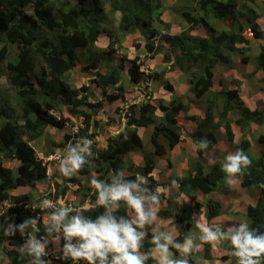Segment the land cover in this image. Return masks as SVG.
<instances>
[{
	"label": "trees",
	"instance_id": "1",
	"mask_svg": "<svg viewBox=\"0 0 264 264\" xmlns=\"http://www.w3.org/2000/svg\"><path fill=\"white\" fill-rule=\"evenodd\" d=\"M169 14L175 15L173 21ZM263 18L264 0H0V207L9 205L0 213V264L30 261L19 252L28 236L3 233L10 217L14 225L39 217L38 231H29L51 243L58 234L49 236L45 222L53 210L30 205L47 197L57 207L72 206L68 198L73 191L77 197L83 193L79 205L89 201L93 206L84 215L95 218L104 209L96 205L90 180L95 176L110 183L117 170H124L128 179L145 177L153 191L166 189L161 193L171 207L166 214L176 213L178 221L186 223L178 239L195 236L190 228L194 210L177 203L181 193L198 199L220 181L219 164L206 174L200 165L204 152L218 144L215 128H223L233 143L236 125L242 134L240 146L246 149V127L264 118V107L250 109L244 89L254 84L258 73L264 74ZM147 58L160 61L159 69L152 70ZM78 67L81 73L76 74L85 79L82 85L72 82ZM247 68L250 75L245 74ZM223 69H233L237 76L226 80ZM171 74L182 91L170 83ZM150 83L155 85L154 96L146 92ZM99 87L103 96L97 95ZM161 89L170 94L169 100L161 97ZM134 90L145 92L143 99ZM115 112L125 121L118 134L111 135L105 129L113 119L103 117ZM71 124L73 134H59ZM104 132L107 145L101 148L97 139ZM81 138L93 141V155L84 168L71 178L48 173L45 161L58 152L64 157L69 145ZM202 138L211 141L206 150L198 148ZM178 148L195 166L177 171L175 160L159 170L157 160L169 161ZM173 179L179 189L170 194ZM50 186L55 194L46 196L41 189ZM37 189L42 194L38 199L33 194ZM197 207H206L210 217L219 216L218 203L206 201ZM116 214L129 218V209L121 202ZM149 247L144 241L142 251ZM209 254L193 252L185 258L196 264ZM73 263L60 255L51 262Z\"/></svg>",
	"mask_w": 264,
	"mask_h": 264
},
{
	"label": "clouds",
	"instance_id": "2",
	"mask_svg": "<svg viewBox=\"0 0 264 264\" xmlns=\"http://www.w3.org/2000/svg\"><path fill=\"white\" fill-rule=\"evenodd\" d=\"M254 87L259 89L257 94L264 93V79L262 83L254 81L251 90ZM146 92L154 96L151 90ZM139 93L143 99L145 92ZM245 99L249 103L250 96L246 95ZM262 107L264 100L250 109ZM205 110L200 111V117L205 116ZM108 117L113 119L112 122L118 120L114 119L115 116ZM246 128L249 140L246 149L240 146L242 134L236 125H232L233 143L223 128H215L218 144L204 152L200 165L206 174L219 164L222 170L220 181L211 184V192L201 194L198 199L191 200L182 193L179 197L177 204L180 207L194 210L195 223L190 228L195 236L188 233L183 240L178 239L186 223L179 222L176 213L166 214L171 210L169 201L161 199V193L166 189L157 187L153 191L147 187L145 177L128 179L124 170H117L110 183L95 176L91 178L96 205L104 209L95 218L80 211L87 205L93 207L89 201L79 206L80 202L75 206L57 207L56 203L46 198L38 205H30L41 210H53L45 222V232L49 236L58 234L53 239L57 242L58 252H52L48 240L31 235L30 229L38 231L39 217L27 218L19 225H14V218L10 217L3 233L14 236L18 231L22 236H28L19 252L21 258H30L29 264H51L59 255L61 259L73 260V264H146L150 259H155L157 264H195L189 263L185 257L193 252L203 257L207 251L209 258L196 261V264H264V118L251 121ZM210 143L207 138H202L198 141V148L206 150ZM92 144V140L81 138L74 146L69 145L67 154L59 160L62 176L71 178L84 168L88 157L93 155ZM149 151H154L153 145L149 146ZM175 160L177 171L189 170L191 161L183 155L181 148L171 151L169 161L158 159L159 170L166 169ZM136 162L140 164L137 159ZM154 176L159 178L158 174ZM171 185L173 187H168V191L173 194L179 189L178 181L173 179ZM206 201L220 205L219 216L210 217L206 207H197L198 203L205 204ZM121 202L129 209V218L116 214ZM144 241L150 246L146 251H142ZM172 249L176 250L175 254ZM7 250H11L10 244Z\"/></svg>",
	"mask_w": 264,
	"mask_h": 264
},
{
	"label": "rangeland",
	"instance_id": "3",
	"mask_svg": "<svg viewBox=\"0 0 264 264\" xmlns=\"http://www.w3.org/2000/svg\"><path fill=\"white\" fill-rule=\"evenodd\" d=\"M174 17H175V15H173V14H169L168 15V20H171V21H173L174 20ZM176 20V19H175ZM115 26V25H114ZM172 34L174 33L173 31L171 32ZM142 57H144L143 55H142ZM145 58V57H144ZM147 61H149V62H151V64H152V70H158L159 68H158V64H159V62L157 61H155V60H150V58H147ZM76 71H74L73 73H72V82H73V84H75V85H82L83 84V82L85 81V79H84V77H83V75H77L76 73H81V68L80 67H78V68H76L75 69ZM169 79V78H168ZM176 79H177V76H175V75H173V74H171V76H170V79H169V81H170V83H174V82H176ZM178 82H180L179 80L177 81V83ZM174 85V84H173ZM150 87H151V91L153 92V93H156L155 91H156V89H155V85L153 84V83H150ZM176 90V89H175ZM135 91V90H134ZM136 92V91H135ZM161 97H163L165 100H169L170 99V94L167 92V91H164V90H162L161 89ZM97 95L98 96H103V90H102V88L101 87H99V90H98V92H97ZM129 97H130V95H129ZM113 109H109V111H111L112 113H113V111H112ZM112 113H110L111 115H109V116H115L114 117V119L115 118H118L119 117V115H114V114H112ZM65 114L67 115V117H69V115H68V113L67 112H65ZM115 114H116V112H115ZM104 118V120H108L110 117H107V116H104L103 117ZM72 120H74L75 121V119L73 118ZM124 123V120H122L121 118H118V120H115L114 122H112V125H110V127L108 128L107 127V129H105V130H109L110 131V133H111V135H116V134H118V132H119V130H121V127H120V124H121V126H122V124ZM72 129H74V126L71 124V125H68L64 130H62V132H59V134H67V133H72ZM107 139H108V136L105 134V132H104V134L103 135H100L99 137H98V139H97V142H98V144H99V147H101V148H104L106 145H107ZM63 158V154H61L60 152H58V155H56L55 157H52V159H48V160H46L45 161V163H47V162H49V165H47V168H48V173H50V174H54V175H61V173H60V171H59V160L60 159H62ZM193 165L192 164H190L189 163V165H188V167H192ZM60 178V177H59ZM62 180V179H61ZM60 180V181H61ZM45 194H46V196H52V195H54L55 194V190L53 189V186H50V189H47V188H43V189H41ZM41 190H36V191H33V194H34V196L38 199V198H40L41 197ZM21 192L22 193H28V192H30V189H23V190H21ZM73 193V191L69 194V198H68V200L71 202V204H72V206H75V205H77L79 202H80V197L83 195V193H77L78 194V197L77 196H75L74 194H72ZM47 198V197H46ZM68 200H66V201H68ZM68 201V202H69ZM69 202V203H70ZM65 204V203H64ZM8 205H7V203L4 205V207H0V213L1 212H3L5 209H6V207H7ZM78 206H79V204H78ZM88 208H89V206L87 205V206H85L84 207V209L82 210V209H80V208H78L77 207V209H80V211L82 212V214L84 215V212L86 211V210H88ZM33 209H36V207L35 208H33ZM72 214H75V213H72ZM59 243H60V241H59ZM50 245V246H49ZM48 247L49 248H51L52 249V252L53 253H55V252H58L59 250H58V246H57V242L55 241V240H52L51 241V243H48ZM49 251V250H48Z\"/></svg>",
	"mask_w": 264,
	"mask_h": 264
},
{
	"label": "crops",
	"instance_id": "4",
	"mask_svg": "<svg viewBox=\"0 0 264 264\" xmlns=\"http://www.w3.org/2000/svg\"><path fill=\"white\" fill-rule=\"evenodd\" d=\"M260 22H261V25L264 28V18ZM222 71L223 72H221V73L224 75L226 80H230L231 81L233 78H235L237 76V72H235V70H233V69H223ZM245 74L250 75L251 74V70H249L247 68ZM263 77H264V74L262 72H260V73L257 74V77L252 79V80L256 81L257 83H262L263 82V79H262ZM242 80H245V78H243ZM177 81H178V79H176V82H174L173 84L175 86L176 91L180 92V91H182L181 84H180V82L177 83ZM244 89L246 90L245 94L250 96L249 103L252 105V107L257 106L259 101L264 100V93H262L263 95L262 94H257L258 93L257 90H259V89L254 87V90H251V85L250 84L248 86H246ZM157 95H158V93H157Z\"/></svg>",
	"mask_w": 264,
	"mask_h": 264
}]
</instances>
